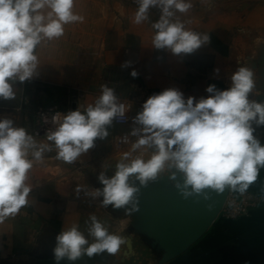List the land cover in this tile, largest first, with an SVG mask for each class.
<instances>
[{"label": "clouds", "instance_id": "obj_1", "mask_svg": "<svg viewBox=\"0 0 264 264\" xmlns=\"http://www.w3.org/2000/svg\"><path fill=\"white\" fill-rule=\"evenodd\" d=\"M135 4L136 24L148 21L152 8L159 9V19L151 24L154 49L181 56L210 43L208 33L186 29L177 17V13L193 8L191 0H135ZM74 5L75 0H0V99L15 100L17 82L37 75L36 53L42 44L61 38L65 25L84 21L74 12ZM129 64L125 62L122 67ZM131 75L138 73L133 70ZM230 79L231 85L225 90L209 85V95L199 100L191 96L185 99L177 88L149 96L132 118L135 126L128 135L136 140L129 151L120 154L114 174L108 177L101 171L98 180L102 189L88 191L77 185V194L83 190L93 199L102 196V207L123 209L131 217L140 210L141 188L162 176L174 182L185 200L203 195L207 201L211 197L205 190L221 194L226 187L245 193L264 168V145L253 127L264 126V102L251 98L262 94L253 68L240 66ZM100 87V95L83 111L78 106L66 113L56 112L51 117L54 127L48 129L43 141L9 116L0 118V223L29 206L33 190L27 183L29 173L44 160L45 153L55 151L57 160L74 164L95 147L97 140L108 138L114 120L127 119L130 109L120 102L115 90L107 84ZM122 142L129 143L128 136ZM141 149L153 151L147 159L143 154L133 157ZM208 208L211 210L212 204ZM89 219L91 242L76 224L56 236V264L103 253L115 256L126 244V237L111 233L96 215Z\"/></svg>", "mask_w": 264, "mask_h": 264}, {"label": "crops", "instance_id": "obj_2", "mask_svg": "<svg viewBox=\"0 0 264 264\" xmlns=\"http://www.w3.org/2000/svg\"><path fill=\"white\" fill-rule=\"evenodd\" d=\"M101 2L104 0H75V13L84 17L82 23L78 22L80 26L88 24L94 27ZM127 3L125 0H113L106 27L132 35L135 41L132 44L124 39L119 46L111 47L114 57L110 62L114 72L103 80L118 97L130 101V121L125 124L113 121L108 138L97 140L95 147L74 164L57 160L53 151L45 153L44 160L34 165L27 181L33 188L29 206L0 223V264H56L53 253L56 236L76 224L91 242L87 232L91 215H96L111 233L126 237V244L115 256L103 253L92 258L83 256L75 262L65 259L60 264H161L160 252L135 230L134 215L127 217L123 209H113L111 205L102 207V196L93 199L83 190L77 194V185L86 187L88 191L103 188L98 180L100 172L113 175L120 154L130 150L131 144L116 148L115 137L123 131L130 133L135 126L132 118L153 94L177 88L185 99L191 96L199 100L209 95L206 92L209 85L220 90L230 87L231 75L240 66L247 65L256 71L257 89L262 92L251 98L264 102V0H191L193 8L185 14L177 13V17L184 22L186 29L208 33L210 43L192 54L181 56L152 47L154 29L151 24L159 19V9L152 8L150 19L136 24V10ZM54 49L96 53L99 47L92 41L67 43L62 47L46 42L37 49L39 68L33 78L68 87L72 90L70 97H59L66 104L63 109L76 110L79 106L83 111L101 93L99 54L97 52L93 59L94 68H91L93 63L85 66L76 64L79 75L65 76L56 74L54 66L63 67L66 63L54 57L51 52ZM79 58L84 59L82 56ZM125 62H130L129 66L122 67ZM133 70L138 73L136 77L131 75ZM15 92L16 99L23 95L19 82L15 85ZM15 100L0 99V118L7 115L15 119L12 110L18 109ZM15 124L26 128L38 141L45 139L44 135L33 134L31 119ZM253 127L256 128L254 135L264 145V126ZM135 140L133 137L132 142ZM152 151L141 149L132 155L143 154L147 159ZM105 164L107 167L102 168ZM247 191L260 200L246 214L235 219L218 216L197 241L162 264H264V168L260 169L256 182ZM236 192L229 189V193Z\"/></svg>", "mask_w": 264, "mask_h": 264}, {"label": "water", "instance_id": "obj_3", "mask_svg": "<svg viewBox=\"0 0 264 264\" xmlns=\"http://www.w3.org/2000/svg\"><path fill=\"white\" fill-rule=\"evenodd\" d=\"M72 107H75V102ZM134 183L139 186L138 181ZM173 183L167 176H162L141 188L140 210L133 214L136 217L135 230L148 240L152 248L160 252L161 264L184 252L204 234L219 216L229 193L227 187L221 194L205 190L210 200H204L203 195L185 200L178 194ZM208 204H212L211 210Z\"/></svg>", "mask_w": 264, "mask_h": 264}, {"label": "rangeland", "instance_id": "obj_4", "mask_svg": "<svg viewBox=\"0 0 264 264\" xmlns=\"http://www.w3.org/2000/svg\"><path fill=\"white\" fill-rule=\"evenodd\" d=\"M125 1L128 2L127 4L130 5L131 9L137 10V5L135 4V0H125ZM112 5H113V0H104L103 3L102 2L100 3L98 20H94V22L96 23L94 27L91 28L88 24L85 26H80L78 22L65 25L64 35L58 40L50 41V43H55L57 47L65 46L67 45V43H74L79 41L82 42L92 41L95 42L99 47L96 53L95 51H90V50L54 49L53 51H51L54 57L59 62L66 63L64 64L63 67L62 66L59 67L56 65L54 66V68L57 70L56 74L65 75V76L79 75L80 71L76 69V67L74 66L76 64H82L81 66H85L90 63H93V67L91 66L90 67L94 68L93 59L96 58L95 55L98 52L99 55H97V58H99L100 60L98 67L99 80L101 84H106L103 78L104 77L109 78L111 74L114 72V69L111 66L112 63L110 62L113 60L114 57L113 55L114 49H111V47L113 45L119 46L120 43L124 41V39L125 41L130 42L132 44L135 41L132 35L122 34L118 32V29L113 28L114 30H112L106 27L107 17L110 9L112 8ZM79 56L80 57L82 56V58L84 59L81 60ZM19 85H20V89L23 90V95L22 96L19 95V97H17V99L14 101L18 109H12L14 114L16 115L15 119L13 120L18 123L30 119V115L33 109L45 103L47 98L46 89L49 86H53L55 84L42 81L39 77H37V78H32L29 81H25L24 84L19 83ZM59 97L61 98V95H59L55 89H52L51 100L52 101L54 100L53 103H55L57 107L63 105Z\"/></svg>", "mask_w": 264, "mask_h": 264}, {"label": "built area", "instance_id": "obj_5", "mask_svg": "<svg viewBox=\"0 0 264 264\" xmlns=\"http://www.w3.org/2000/svg\"><path fill=\"white\" fill-rule=\"evenodd\" d=\"M120 102L123 103L128 109L131 108V103L129 100L118 97ZM72 110L67 109L63 110L57 107V105H46V106H38L35 110L34 118H33V129L32 132L36 136H42L46 134L48 129L53 128L54 125L52 123L51 117L56 112L66 113L67 111ZM141 110V109H140ZM130 111V110H129ZM129 111L126 113L127 119L124 122H119L114 120V122L118 124H125L130 121ZM129 132L123 131L119 133L114 139V145L116 148H121L126 145H129L133 141V137L128 135ZM128 136L129 143H123V138ZM260 200V197L256 196L254 193L246 191L243 194H240L238 191L236 193H228L225 202L220 210L219 216L235 219L247 213L250 207L255 206L256 203Z\"/></svg>", "mask_w": 264, "mask_h": 264}, {"label": "trees", "instance_id": "obj_6", "mask_svg": "<svg viewBox=\"0 0 264 264\" xmlns=\"http://www.w3.org/2000/svg\"><path fill=\"white\" fill-rule=\"evenodd\" d=\"M52 89H55L59 95L64 96V97H70L69 95H71V93H72V90L71 89H69L68 87L63 86V85H53V86H49L46 89V91H47L46 101H45V103L42 106L50 105V104L53 103L54 100L53 101L51 100ZM53 104H55V103H53ZM64 106H66L65 103H63V105L60 106V107H58V108L63 109ZM35 110H36V108L33 109L32 113L30 115V119L32 121H33V118H34Z\"/></svg>", "mask_w": 264, "mask_h": 264}]
</instances>
